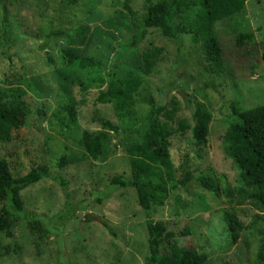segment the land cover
<instances>
[{"label": "rangeland", "instance_id": "obj_1", "mask_svg": "<svg viewBox=\"0 0 264 264\" xmlns=\"http://www.w3.org/2000/svg\"><path fill=\"white\" fill-rule=\"evenodd\" d=\"M62 2L0 0V100L22 112L17 129L0 120V158H6L14 176L38 165L47 171L20 192L23 211L10 217L13 236L0 231V264H144L148 221H163L172 232L189 228V234L164 242L163 251L177 254L192 247L208 255V264H252L256 242L251 231L232 242L222 215L233 210L248 226L263 216L258 207L237 199L229 205L223 196L215 197L191 181L170 191L162 206L141 208L133 187L116 188L109 179L129 173L126 148L140 140L129 128L144 122L154 99L167 103L174 97L169 106H178L177 117L191 121L186 98L191 108L204 104L212 117L200 158L192 150L189 132L172 138L173 167L187 154L196 175L210 176L222 188L235 185L238 170L222 149V136L231 104L238 110L264 104V0H248L240 13L215 23L225 68L220 76L209 73L199 46L187 35L171 39L157 28L147 29L118 64L120 74L135 73L143 52L162 50L151 73L142 78L128 115L115 111L114 102L97 101L106 84L93 82L86 91L77 81L70 84L69 76L87 82L104 77V72L65 67L61 49L69 38L47 35L59 30L76 41L83 37L78 45L82 53L108 67L138 33L144 0L129 2L134 15L123 7L124 0H78L70 8ZM79 26L85 31L76 35ZM249 31L253 38L238 45L237 34ZM63 87L76 101L74 122L60 112L68 100ZM100 119L118 125L120 132L112 135L102 156L92 160L78 141L84 131L99 130ZM63 155L70 162L59 167ZM31 218L41 227L29 225Z\"/></svg>", "mask_w": 264, "mask_h": 264}, {"label": "trees", "instance_id": "obj_2", "mask_svg": "<svg viewBox=\"0 0 264 264\" xmlns=\"http://www.w3.org/2000/svg\"><path fill=\"white\" fill-rule=\"evenodd\" d=\"M77 1L63 0L62 5L64 8H70ZM130 1L124 0L123 7L129 14L134 15V10L129 5ZM246 1L248 0H197L196 2L144 0L138 33L131 35L127 44L122 46V51L115 56L108 67L100 60L82 53L78 45L82 44L83 37L76 41L71 35H65L64 31L59 30L51 31L47 37L69 38V45L61 49V60L65 67L79 69L95 67L104 72V77L99 76L87 82L78 77L66 76L70 84L77 81L81 91H86L93 82L106 84V89L98 95L97 101L102 104L114 102L115 111L127 113L130 105L133 104L134 94L141 85L142 78L151 73L162 50L154 47L148 52H143L135 73L120 74L118 64L123 52L135 47L147 29L157 28L163 36L171 39L187 35L192 44L199 46L209 73L220 76L225 68L222 48L215 35L214 25L217 21H223L240 13ZM4 15L6 17V14ZM3 25L5 26V23ZM76 30L75 34L80 35L85 28L79 26ZM252 38L253 32H241L237 34L236 43L240 45ZM63 93L68 100L60 106V112L69 123L74 122L76 101L68 88L63 87ZM172 99L167 103L158 98L154 99L144 122L138 128H129L130 133L137 132L140 138L126 148L129 173L112 176L109 185L116 188L133 187L137 204L141 208H149L151 204L162 206L170 191L177 187L186 188L191 181H194L213 196H223L229 205L237 199L240 203L249 202L264 213V104L245 110H238L231 104L230 120L222 136V149L236 166L238 174L233 187L228 185L222 188L210 176L196 175L197 170L191 168L187 154L184 155V160L178 168L173 167L170 154L172 138L177 134L189 132L192 150L200 158L207 145L212 116L202 103H195L191 108L190 99L186 98L187 107L191 110V121L177 117L178 106L175 103L169 106L176 98L172 97ZM0 120L10 123L17 129L22 123V112L18 107L3 105L0 100ZM98 123L99 130L84 131L78 141L92 160H98L112 135L120 132V127L109 120L100 119ZM69 162L70 160L63 155L57 165L63 167ZM46 172L44 166L38 165L32 166L24 175L14 176L6 158H0V202H3L0 208V231L4 232L6 237L13 236L10 217L19 215L23 211L20 192L41 180ZM59 182L62 186L66 185V181L62 179ZM97 201L100 202L101 198ZM24 215L26 216L25 213ZM222 217L232 242H236L242 233L251 231L256 242L252 264H264V214L248 226L238 219L233 210H224ZM29 222L33 227L36 225L41 227V223L34 218ZM146 228L148 254L144 264H208V255L196 248H186L177 254L161 250V245L177 234L181 236L189 234L188 227L179 232H172L167 230V225L163 221H148Z\"/></svg>", "mask_w": 264, "mask_h": 264}]
</instances>
